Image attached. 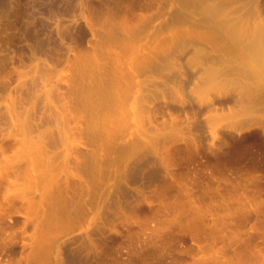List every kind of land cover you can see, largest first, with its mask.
Wrapping results in <instances>:
<instances>
[{"label": "rangeland", "instance_id": "374dc122", "mask_svg": "<svg viewBox=\"0 0 264 264\" xmlns=\"http://www.w3.org/2000/svg\"><path fill=\"white\" fill-rule=\"evenodd\" d=\"M0 264H264V0H0Z\"/></svg>", "mask_w": 264, "mask_h": 264}, {"label": "bare ground", "instance_id": "6f19581e", "mask_svg": "<svg viewBox=\"0 0 264 264\" xmlns=\"http://www.w3.org/2000/svg\"><path fill=\"white\" fill-rule=\"evenodd\" d=\"M34 2H36V1H34ZM76 2H77V1H76ZM79 2L81 3L82 1H79ZM85 2H86V1H85ZM78 5H79V4H78ZM177 12H178V11H176V13H177ZM181 12H182V11H180V12L177 13V14L174 13V15H176V16H177V15H182V16H187V17H188V13L185 14L184 12H182V14H181ZM184 14H185V15H184ZM194 23H195V22H194ZM216 37H217V36H216ZM206 38L208 39V37H206ZM211 38H212V37H211ZM204 39H205V38H204ZM226 61H227V60H226ZM212 64H213V63H212ZM217 64H218V63H217ZM221 64H222V62L219 64V66L222 67L223 64H222V65H221ZM213 65H215V64H213ZM217 66H218V65H216V68H217ZM219 66H218V67H219ZM212 67H213V66H212ZM226 67H228V66H226ZM210 68H211V66H210ZM216 68L213 67V68H211V70H212L213 72H216V70L218 71V69H216ZM219 68H220V67H219ZM222 69H224V70L226 71L227 68H225V66H224V68L222 67V68L220 69V72H221ZM224 70H223V71H224ZM225 73H226V72H225ZM181 82H182V81H181ZM257 107H258V106H257ZM259 107H260V106H259ZM259 107H258V108H259Z\"/></svg>", "mask_w": 264, "mask_h": 264}]
</instances>
